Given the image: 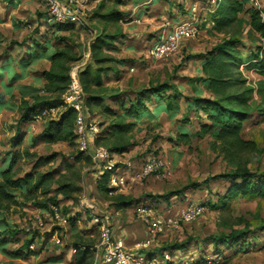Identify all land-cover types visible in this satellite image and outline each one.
Masks as SVG:
<instances>
[{
    "label": "rangeland",
    "instance_id": "obj_1",
    "mask_svg": "<svg viewBox=\"0 0 264 264\" xmlns=\"http://www.w3.org/2000/svg\"><path fill=\"white\" fill-rule=\"evenodd\" d=\"M191 1L199 11L196 13L199 17V33L192 39L183 40L175 55L156 61L146 56L157 33L168 29L174 19L190 20L187 18L184 0H156L152 4H144L147 0H122V3H115L114 0H88L82 5L87 27L75 26L69 31H58L52 35L50 32L54 25L46 20L43 0H0V59L10 55L18 64L19 60L28 58L27 52L34 42L40 44L35 58L24 71L14 64L10 73H2L0 76V94H4L6 100L0 107V165L1 160L8 156V152H23L14 168V176H33L29 184L30 198L17 195L16 205L0 210V229L7 224L12 230H16L13 239L15 242L8 243L6 250H17L24 240L33 236L30 250L37 254L15 260L4 256L0 251V264H78L77 261L83 252L80 250L85 248L87 250L84 252L87 254L84 262L80 264H98L93 252L98 244L97 222H122L121 229L124 234H130L133 248V245L145 238V218L138 217L132 211L114 212L116 210L112 204L123 200V196L149 205L147 218L161 222L162 231L150 243L149 249L129 248L138 254L164 251L165 248L189 242L185 251L169 256L168 264L196 261L202 262L201 264H264V232L260 231L264 227V198L237 197L228 202H219L218 198L226 194L229 184L225 180L210 179L245 169L264 173V120L255 113L264 108V76L249 69L256 59L242 61L232 71V75L237 80H245L244 88L251 90L249 96L254 111L245 121L241 137L254 141L257 151L233 161H227L224 155L212 146L211 136L201 135L199 121L204 122L205 117L188 111L184 99L179 100L180 111L176 117L169 118L165 112H161L156 121L144 119L139 127L140 131H133L132 138L128 141L131 145L125 153L115 155L101 143L100 147L107 151L108 159L93 160L90 156L95 149L100 148L94 145L98 134L89 135V150L84 151L86 153L80 151V135L76 133L74 115L71 119V130L76 137L74 145H69L68 142L48 143L43 138L32 142L40 135L46 122L58 119L61 113L70 109L66 96L72 78L78 79L87 98L120 91L134 92L168 81L184 98L193 99L196 89L205 90L197 80L201 76L199 54L210 51L226 40L236 39L239 43L235 49L244 56L240 58H245L255 50L264 56L261 42L263 35L252 30L243 15H239L244 18L241 24L232 23L222 32L214 31L211 30L212 25L207 16L212 2L189 0ZM260 5L264 10V0H260ZM178 7H181L179 11ZM110 12H117L123 17L117 24L106 23V14ZM100 31L110 34L119 31L125 36V40L117 39L113 43L115 49L93 51L91 46ZM46 33L49 36L48 49L43 50L40 55L45 46L42 36ZM69 48H72L73 52H70ZM60 50L75 56L76 59L72 62L58 60V67L54 64V69L58 71L60 66L68 68L69 82L63 92H53L52 87L55 85L48 84L43 74L52 69L49 55ZM119 61H125L127 64L121 66ZM96 62H100L103 68H112L107 69L106 76L103 75L102 87L96 86L93 78L92 71H95ZM13 72H22L24 77L11 83V93L5 94L1 82L8 83ZM65 73L63 69L62 74ZM56 86L63 84L58 83ZM202 96L213 97L206 92H202ZM36 98L48 101L58 98L61 103L58 102V107L52 109L48 115L41 116H45V120L39 119L20 126L22 122L19 123V120L23 111L31 106ZM98 105H89L84 99L83 111L90 120H95L96 124L101 123L103 118ZM153 106L154 104L150 105V109ZM186 117L189 123L184 128L192 134L190 144L176 146L169 138H175L177 127ZM17 127H20L18 132ZM125 139L128 140V136L111 138L108 142L117 143ZM18 143L20 145H17ZM44 158L51 159L36 166L37 160ZM153 159L160 163L157 173L139 178L140 169H135L124 187H109L108 181L106 185L110 191L107 193L97 187L100 174L105 172L104 168L108 164L113 165L112 170L127 164L138 168L142 162ZM41 175L49 176L50 179L45 180L46 183L39 189H32ZM192 183L201 185L190 188ZM45 190L47 193H44ZM179 190L185 191V197L180 199L169 196L170 206H167L163 197ZM51 200L57 204L60 219L50 210ZM207 200L212 204H219V207L210 209L211 207L205 205ZM41 204H49V209H40ZM190 206L202 208L201 214L193 220L178 222L176 226L170 225L169 222L174 219L180 220L182 213ZM65 212L67 215L62 216ZM64 217L77 218L75 226L69 227ZM248 230L256 232L250 236L257 244L255 249L241 252L238 250L239 241L231 244L235 247L229 246L228 249L225 243L218 241L215 244L213 241L216 236H224L228 242L232 234ZM256 236L259 238L257 241ZM78 243L79 245L75 246ZM217 251L219 253H216ZM155 257H158L159 264H163L162 256L155 254ZM214 258L217 263L213 262Z\"/></svg>",
    "mask_w": 264,
    "mask_h": 264
},
{
    "label": "trees",
    "instance_id": "obj_2",
    "mask_svg": "<svg viewBox=\"0 0 264 264\" xmlns=\"http://www.w3.org/2000/svg\"><path fill=\"white\" fill-rule=\"evenodd\" d=\"M115 3H122V0H114ZM214 2L213 5L210 3L211 9L207 13L208 22L212 25L211 30L222 32L228 25L232 23L241 24L245 18L248 21L250 28L264 37V18L262 19L260 12L255 8L248 5L246 0H209ZM248 5V6H247ZM97 15H101L96 13ZM239 15H243L244 18H240ZM106 23L117 24L120 20V14L117 12H110L106 15ZM52 31L50 34H54L58 31H69L74 28V25H67L64 27L52 26ZM49 33V32H48ZM122 35L119 31L110 33H104L100 31L94 38L93 46L91 49L94 51L96 49H115L114 42L117 41L118 37ZM42 40H44L43 48L40 51V55L43 50L48 49V34H44ZM41 41V40H39ZM239 40H226L225 42L218 44L216 47L212 48L205 55L202 54L200 57L203 58L201 63V73L203 76L199 78V81L203 84L205 90L211 94V98H200L195 97L192 102L188 104V111H194L197 115L202 114L205 117V121H199V127L201 135H209L212 137V146H214L227 161H233L237 158H241L244 155H248L257 151V145L252 140H244L241 137V132L243 130V125L250 117V114L254 111V107L251 104V97L249 93L251 90L244 88L245 80H237L233 77L232 71L241 64L242 61H248L256 59L249 69L257 71L262 76H264V56L259 54V51L255 50L248 54L245 58L241 52L236 48ZM17 45V44H14ZM39 42L33 43L32 48L27 52L28 58L19 60V63L15 61L13 57L7 55L2 59V65L0 66V76L2 73L8 74L11 72L12 65L20 66L21 70L24 71L26 66L35 58L36 50L39 48ZM65 47H67L65 45ZM235 49V50H234ZM70 52H73L72 48H69ZM51 55V56H50ZM49 55V59L52 62V69L43 74L45 81L48 84L53 83V92H63L68 85L69 76L67 74L68 68L64 66L54 69L58 60L64 59L65 62H72L76 58L71 56L66 52L55 51ZM1 60V59H0ZM119 65L125 66V61H119ZM96 68L93 73V78L95 85L102 87L101 79L106 76L107 69L112 70V68H103L100 62L95 63ZM66 73L62 74V70ZM55 70V71H54ZM87 71V70H86ZM86 74V72H85ZM23 73H12L8 83L4 84L3 88L5 91L10 92L12 87L11 83L23 79ZM85 78V81H87ZM58 83H62L63 86H56ZM47 84V85H48ZM65 85V86H64ZM261 89V88H260ZM49 92L50 90H45ZM168 91H172L170 94ZM85 95V93H84ZM181 94L177 92L176 87L170 84L168 81H163L161 84H156V86H148L140 88L134 92L120 91L115 92L111 95H92L87 98L85 96V102L89 105H98L101 109L100 115L103 116V128L98 133L95 138L94 145L100 147L103 143L107 150L115 155H121L128 150L131 145L128 142L132 138L133 131H139V124L143 123L144 119L153 118V114H158L160 111H165L173 117L177 111L180 109L179 100L181 99ZM110 98L112 104H108L106 99ZM58 102L60 100L54 99V101H48L44 98H36L31 106H28L22 113L19 120L20 126L27 124L31 121L45 120V116L42 115L49 114L51 109H56L58 107ZM4 95L0 94V107L4 105ZM154 104V108L151 111L150 105ZM6 106V104H5ZM260 115L261 119L264 120V108L255 112ZM72 115L75 114L71 109L66 110L61 113L58 119L49 120L46 122L43 131L39 136H37L32 142L34 143L37 139L43 138L45 142L57 143V142H68L69 145H74V140L76 139L74 133L71 130ZM200 117V115H199ZM200 119V118H199ZM188 118H184L181 124L177 127L175 138H169L170 142H173L176 146L181 144H190L191 135L185 125L188 124ZM20 127H17V132ZM120 136H128V140L119 141L117 143H109L108 139L119 138ZM19 145V143L17 144ZM16 153V152H15ZM8 152V156L2 159V163L6 162V167L0 169V210H6L11 205L17 204L18 196L23 198H30V181H32L31 175L25 178H19L14 176V168L17 161L22 157L23 152ZM51 158H44L37 160V165H43L49 162ZM50 179L49 176L41 175L36 182V186L32 189H39L46 182L45 180ZM211 180H225L228 182L229 187L226 194L223 197H219V202H228L237 197H253V198H264V173H254L249 170H241L227 175L216 176L210 178ZM209 179H207L208 181ZM205 180V183L207 182ZM107 176L102 175L99 180V189L107 193L110 188L106 185ZM201 184L192 183L190 188L200 187ZM44 193H47L45 190ZM185 191L179 190L177 192L168 193L163 197L166 204L170 206L169 196L182 197ZM124 197V196H123ZM121 201L113 204L115 208H122L132 204V201L124 197ZM49 202V201H48ZM218 202V203H219ZM51 206L57 208V204L54 200L49 202ZM49 204H41L40 209H49ZM210 209H215L219 207V204H212L210 200H207L205 204ZM204 205V206H205ZM62 216L67 215L65 212L61 214ZM65 218V217H64ZM65 221H68L69 227H74L77 221L75 217H67ZM264 232V227L262 230ZM255 231H243L241 233L232 234L230 240L227 242L224 236H216L213 238L215 244L218 241L225 243L227 249L231 244L239 241L238 250L241 252L248 251V249H255L257 244L251 239V235H254ZM16 230H12L7 224L2 226L0 229V249L2 253L10 259H20L28 257L29 255H36V252L30 250V246L33 243L34 237L31 236L28 240H24L23 244L14 251H8L5 246L13 241ZM259 239V238H258ZM257 236L255 240L257 241ZM189 242H185L180 245L172 246L165 249H176L185 250L188 247ZM79 245L76 244L75 246ZM87 247V246H86ZM235 247V246H231ZM86 249V248H85ZM84 249V250H85ZM81 252V256L77 263H83L87 252ZM87 250V249H86ZM89 253V252H88ZM216 253H219L217 251ZM222 255V254H221ZM225 259V257L223 258ZM197 262V261H196ZM198 263V262H197ZM202 263V262H201Z\"/></svg>",
    "mask_w": 264,
    "mask_h": 264
},
{
    "label": "built area",
    "instance_id": "obj_3",
    "mask_svg": "<svg viewBox=\"0 0 264 264\" xmlns=\"http://www.w3.org/2000/svg\"><path fill=\"white\" fill-rule=\"evenodd\" d=\"M46 7V20L51 25L64 27L67 25H74L77 27H87L88 23L83 13L82 5L88 0H43ZM248 5L255 8L260 12L262 19L264 18V10L260 5V0H246ZM212 3H214L212 1ZM198 10L196 4H191L190 13L192 21L190 23H184L174 26L168 34L158 35L155 41L151 44L147 52V58L152 60H166L175 55L183 40L194 38L198 32ZM262 47L264 48V39H262ZM132 71V69H131ZM72 78V76H71ZM69 102L70 109L75 114V124L77 131L80 135V151L84 152L89 150L88 137L89 135H97L98 129L93 120L84 113V99L85 95L82 90L78 79L72 78L69 86V91L66 96ZM52 110V109H51ZM50 110V111H51ZM82 137V139H81ZM86 153V152H84ZM90 154V153H89ZM90 156L93 160L96 159H108L107 151L102 147L95 149L94 153ZM99 161V160H98ZM134 166L130 164L126 165L127 170H133ZM160 163L158 160H147L140 166L139 178H144L150 174L157 173L160 169ZM113 186H120L125 183V178L115 177L109 179ZM50 210L57 219L59 218L58 209L55 206H50ZM137 214L144 218L147 228V234L144 242L138 244L142 247L146 244H150L154 241L156 236L162 231L161 222L154 218H147V214L143 208H137ZM202 212V208L198 206H190L182 213L180 220L174 219L173 222H169L170 225L176 226L178 222L189 221L195 219ZM97 222V220H95ZM99 224V240L98 244L94 247L95 253L99 254L101 264H159L158 257L155 254H138L135 250L127 249L120 241L114 239V233L111 226L107 223ZM32 249V246H30ZM138 249V248H137ZM217 257V256H216ZM218 258V257H217ZM161 259L163 264H168L170 258L167 255H163ZM214 263H217V259H213ZM211 263V262H209ZM161 264V263H160ZM180 264H201L197 262H183Z\"/></svg>",
    "mask_w": 264,
    "mask_h": 264
},
{
    "label": "crops",
    "instance_id": "obj_4",
    "mask_svg": "<svg viewBox=\"0 0 264 264\" xmlns=\"http://www.w3.org/2000/svg\"><path fill=\"white\" fill-rule=\"evenodd\" d=\"M96 1H98V0H96ZM156 0H147V3L145 2L144 4H152V3H154ZM185 2H184V6H185V11H187V18H189L190 20H188V21H185V20H183L182 18H180V21H179V19H177V20H175L174 19V21H173V24H170V26L168 27V29H164V30H161V31H159L158 33H157V36L158 35H162V34H168L171 30H172V28L174 27V26H177V25H180V24H184V23H190L191 21H192V17H190V15H191V13H190V8H191V4L193 3L192 1L191 2H189V0H184ZM189 2V3H186V2ZM181 9V7H178V11ZM141 12V11H140ZM106 13V12H105ZM107 15V14H106ZM122 15H120V20L122 19ZM174 17V16H173ZM183 18H185L184 16H183ZM119 20V21H120ZM122 34V33H121ZM156 36V37H157ZM118 39L119 40H125V36H123V34L122 35H120L119 37H118ZM207 52H205V53H203L204 55L206 54ZM200 55H202V54H199L198 56H199V58L201 59V62H200V69H199V74H201V76H200V78L203 76V74L201 73V63H202V61H203V58L202 57H200ZM1 62H0V66L2 65V60H0ZM126 64H127V62H126ZM132 69V68H131ZM197 80L199 81V78H197ZM200 82V81H199ZM4 84H7V83H4ZM200 84L202 85V87H204L203 86V84L200 82ZM11 91H12V89H11ZM11 91L10 92H7V91H5V89H4V93L6 94V93H11ZM202 92H206V93H208L206 90H203V91H200V90H195V92H194V94H193V96L194 97H200V98H204L203 96H202ZM180 93V92H179ZM181 94V93H180ZM4 95V94H3ZM5 96V95H4ZM182 96V95H181ZM181 99H184V102H185V106H186V108L188 109V104L190 103V102H192V99H188V98H184L183 96L181 97ZM5 100V99H4ZM6 101V100H5ZM106 101H108L107 103L108 104H112V101H111V99L110 98H108V99H106ZM178 104H179V102H178ZM180 106V105H179ZM153 108H154V106H153ZM153 108L152 109H150L151 111L153 110ZM179 111H180V109L177 111V113L173 116V117H170V115L168 114V113H166L165 111H160L158 114H154V113H152L153 115V118H151V119H147V120H150L151 122H152V120H154V121H156V119H157V117L159 116V114L161 113V112H165V114H167L168 116H169V118H174V117H176V115L179 113ZM194 112V111H193ZM195 113V112H194ZM93 122L96 124V122H95V120H93ZM27 124H29V123H27ZM26 124V125H27ZM140 125L141 124H139V126H138V128L140 127ZM96 126H97V129H98V131H100L102 128H103V121H101V123H98L97 122V124H96ZM44 128V127H43ZM43 131V130H42ZM139 131H140V128H139ZM41 134V133H40ZM20 145V144H19ZM104 149V148H103ZM143 163V162H142ZM142 163L141 164H139V166H138V168H137V166H134V167H136V168H134L133 170H135V169H140V166L142 165ZM128 165V164H127ZM138 165V164H137ZM112 164H108V166H105V168H104V170H105V172L104 171H102L101 172V174H103V175H106L107 176V181H108V186L109 187H114V188H121V187H124V185L127 183V181L130 179V177H132V172H133V170H131V171H129V170H127V168H126V165L125 166H119V167H116L114 170H112L111 168H112ZM6 167V162H3L2 163V160H1V165H0V169H3V168H5ZM100 174V173H99ZM100 174V177L102 176ZM115 177H123V178H125V183H123L122 185H120V186H113L111 183H110V181H109V179L110 178H115ZM99 180H100V178H99ZM97 187L99 188V184H97ZM185 195V194H184ZM182 197H185V196H182ZM182 197H178V198H180V199H183ZM131 201H132V204H130V205H128V206H125V207H122V208H115V206L113 205V207H114V209L116 210V211H114V212H116V213H121V212H124V213H128V212H133L134 214H136L138 217H140V218H142L143 219V217L142 216H140V215H138L137 214V212H136V210H137V208H143L144 209V211L146 212V214L148 213V212H150V209H148V206L149 205H147L146 203H139V202H137L136 200H132L131 199ZM147 206V207H146ZM168 206V205H167ZM144 218H145V216H144ZM145 220V219H144ZM114 222H108V224L112 227V230H113V233H114V239L115 240H117V241H120L122 244H123V246L125 247V248H130V249H137V248H141V250H146V249H149V246L151 245V244H146L145 246H138V244H141L143 241H144V239L145 238H143L140 242H138V243H136L135 245H133V248H131V245H132V243L130 242L131 241V239H130V234L128 235H126V234H124L123 233V230L121 229L122 228V222H117L116 221V223H114ZM144 225H145V221H144ZM145 227H146V225H145ZM146 229V231H145V233L147 234V228H145ZM146 234L144 235L145 237H146ZM98 240H99V228H98ZM96 246V245H95ZM0 251H1V249H0ZM169 251V252H168ZM183 251H185V250H176V249H164V251H154L153 253H151V254H156V255H159V256H163V255H167L168 257L170 256H172V255H175L174 253H181V252H183ZM2 252V251H1ZM94 252V255H95V260H96V262L98 263V264H101V262H100V257H99V254L98 253H95V250L93 251ZM144 254H150L149 252H146V253H144ZM4 255V254H3ZM5 256V255H4ZM181 259V258H180ZM16 260V259H15ZM178 261H180V260H178Z\"/></svg>",
    "mask_w": 264,
    "mask_h": 264
}]
</instances>
